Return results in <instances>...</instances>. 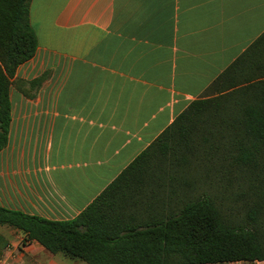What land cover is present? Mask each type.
<instances>
[{
  "label": "crops",
  "instance_id": "0c3cea01",
  "mask_svg": "<svg viewBox=\"0 0 264 264\" xmlns=\"http://www.w3.org/2000/svg\"><path fill=\"white\" fill-rule=\"evenodd\" d=\"M30 20L38 49L12 79L0 206L69 220L194 100L221 93L214 81L264 33V0H32ZM186 184H151L152 204L175 207L161 195ZM24 237L0 225V264H87Z\"/></svg>",
  "mask_w": 264,
  "mask_h": 264
},
{
  "label": "trees",
  "instance_id": "16d2710c",
  "mask_svg": "<svg viewBox=\"0 0 264 264\" xmlns=\"http://www.w3.org/2000/svg\"><path fill=\"white\" fill-rule=\"evenodd\" d=\"M32 0H0V152L12 122L10 90L32 59L38 36ZM251 74L231 80L251 53ZM264 33L212 84L218 96L194 100L78 216L51 220L0 206V225L87 264H227L264 260ZM219 88V87H218ZM198 161L225 185L247 184L252 202L240 221L224 217L207 190L169 210L155 208V186L194 183L182 172ZM157 187V188H159ZM171 193H176L171 185ZM172 196V195H171Z\"/></svg>",
  "mask_w": 264,
  "mask_h": 264
},
{
  "label": "rangeland",
  "instance_id": "374dc122",
  "mask_svg": "<svg viewBox=\"0 0 264 264\" xmlns=\"http://www.w3.org/2000/svg\"><path fill=\"white\" fill-rule=\"evenodd\" d=\"M243 77L238 79V83L243 81ZM182 174L185 179H190L194 184L187 188L179 189L174 194H171L170 192L164 194L162 193V200H160L162 204L164 201L168 202L166 200H169L168 204L175 206L178 205L177 202L179 200L185 199L189 195H197L200 192L207 190L209 193L215 196L216 203L221 208V211L223 212V215L226 217V219L229 221H240L244 217L248 206L252 202V198L249 195L243 196L244 193H250L247 184L242 185L243 187H241V182L236 181L235 185L227 186L222 180H220V176L214 177L213 175H210L209 179L206 167L198 161L193 162L192 166L188 170H184ZM24 240L25 239L22 238L20 241L21 248L25 244Z\"/></svg>",
  "mask_w": 264,
  "mask_h": 264
}]
</instances>
